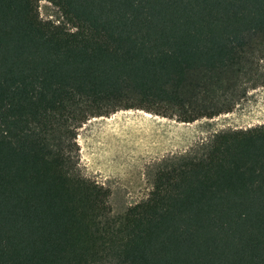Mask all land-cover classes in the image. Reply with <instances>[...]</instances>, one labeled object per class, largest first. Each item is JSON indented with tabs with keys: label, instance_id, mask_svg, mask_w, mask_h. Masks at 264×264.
<instances>
[{
	"label": "trees",
	"instance_id": "1",
	"mask_svg": "<svg viewBox=\"0 0 264 264\" xmlns=\"http://www.w3.org/2000/svg\"><path fill=\"white\" fill-rule=\"evenodd\" d=\"M262 60L264 0H0V264H264V125L164 161L118 216L77 142L119 111L231 113Z\"/></svg>",
	"mask_w": 264,
	"mask_h": 264
},
{
	"label": "rangeland",
	"instance_id": "2",
	"mask_svg": "<svg viewBox=\"0 0 264 264\" xmlns=\"http://www.w3.org/2000/svg\"><path fill=\"white\" fill-rule=\"evenodd\" d=\"M39 11L44 21L66 24L59 9L47 1L40 2ZM258 71L253 81L241 84L239 92H248L233 111L213 119L179 123L130 110L84 124L77 136L79 168L84 177L110 190L112 215H122L150 196L164 161L191 152L218 133L264 125V83L251 89L255 81L264 82V60Z\"/></svg>",
	"mask_w": 264,
	"mask_h": 264
},
{
	"label": "crops",
	"instance_id": "3",
	"mask_svg": "<svg viewBox=\"0 0 264 264\" xmlns=\"http://www.w3.org/2000/svg\"><path fill=\"white\" fill-rule=\"evenodd\" d=\"M144 115H146V116H150V114H147V113H144Z\"/></svg>",
	"mask_w": 264,
	"mask_h": 264
}]
</instances>
